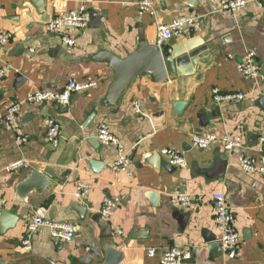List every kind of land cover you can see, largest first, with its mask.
<instances>
[{"label":"crops","instance_id":"1","mask_svg":"<svg viewBox=\"0 0 264 264\" xmlns=\"http://www.w3.org/2000/svg\"><path fill=\"white\" fill-rule=\"evenodd\" d=\"M140 1L0 0V36L11 35L0 45V68L7 67L0 77V264H105L111 250L120 253L116 264H158L168 247L189 251L184 264H264V175L237 165L241 155H264L258 141L264 128V78L256 83L238 70L252 52L264 75V0L249 1L233 15L219 12L218 0H151L153 13L139 14ZM81 4L92 20L73 33L74 46L44 29V21ZM189 14L192 29L175 39L192 47L174 72L166 71L160 82L124 71L143 47L156 46L158 25ZM164 45L171 50L167 41ZM69 79L97 85L73 94L65 106L22 103L17 128L4 124L10 104L33 91H60ZM212 88L245 97L216 104ZM177 102L183 103L178 109ZM48 117L60 125L57 146L45 139ZM101 124L123 146L130 176L112 169L119 153L98 141ZM197 132L237 136L241 144L226 151L216 141L197 149L191 144ZM162 149L182 154L186 164L170 165ZM16 160L26 165L6 171ZM80 182L89 192L78 199ZM212 191L224 193L240 235L232 259L216 242ZM176 192L199 198L177 210L170 203ZM107 196L119 203L104 218L99 211ZM41 207L50 219L71 222L77 231L71 240L60 241L40 227L30 249H24L27 223ZM210 235L215 240L205 241Z\"/></svg>","mask_w":264,"mask_h":264},{"label":"built area","instance_id":"2","mask_svg":"<svg viewBox=\"0 0 264 264\" xmlns=\"http://www.w3.org/2000/svg\"><path fill=\"white\" fill-rule=\"evenodd\" d=\"M249 1L254 0H218V11L233 15L244 9ZM138 13L152 11L151 0H142L138 4ZM91 12L87 9L85 4L62 12L51 19L43 22V27L47 32L55 33L60 36L62 41L68 46L75 45L73 33L84 29L88 26L91 18ZM194 23L193 15H179L167 24H161L157 27L155 45H163L171 37H180L185 33L190 32ZM11 35L4 34L0 36V45L10 39ZM6 66L0 68V77L4 76ZM238 70L244 78L252 79L256 83L263 80L264 75L261 73L258 64L255 61L254 54L247 52L242 61L238 65ZM97 85L95 80L76 81L69 79L65 87L60 91L54 90H38L27 94L23 101H16L10 104L4 116V124L8 127L17 128V115L20 111L22 103H30L39 105L46 101H53L57 105L65 106L69 103L70 97L75 93L85 92ZM212 100L216 104L229 103L232 101L241 100L245 97L242 92L237 93H223L217 88L211 89ZM133 109L139 112L140 105L138 102H133ZM60 125L52 118L45 119V139L52 145L57 146L60 140ZM98 141L104 146H115L118 150L119 156L112 164V169L115 173H124L126 176L131 175L129 170V157L124 153L123 146L119 139L109 129L106 124H101L96 131ZM18 140L23 141V136H18ZM219 141L222 148L226 151L232 150L241 144L240 137H233L225 134L218 137L213 132L193 133L191 135V144L197 149L208 148L212 143ZM258 141L264 145V128L258 136ZM161 153L168 159L170 165L174 167H183L186 161L182 154L172 149H162ZM26 162L24 160H16L6 166V171L12 173L24 167ZM238 167L248 173H258L264 175V155L259 158H252L241 155L237 161ZM89 192V187L85 182H80L76 185L74 196L81 199ZM199 196L195 193L176 192L170 197L171 205L177 210H186L190 208ZM213 220L215 229L217 231L216 242L224 252L225 257L234 258L238 255L240 248V235L235 230L233 222L234 215L228 208L226 197L222 191H212L209 193ZM119 203V198L115 196H107L103 199L100 208V215L107 218L112 215L114 209ZM40 227H47L50 230L51 236L60 241L71 240L77 227L68 221H57L50 219L44 208H38L26 226V231L21 240V245L24 249H30L31 238L34 232ZM121 232L120 230H118ZM148 255L153 256V249L148 250ZM189 257V251L179 247H168L159 254L158 264H184V261Z\"/></svg>","mask_w":264,"mask_h":264},{"label":"water","instance_id":"3","mask_svg":"<svg viewBox=\"0 0 264 264\" xmlns=\"http://www.w3.org/2000/svg\"><path fill=\"white\" fill-rule=\"evenodd\" d=\"M92 20V14L90 21ZM167 45L171 48L167 51L165 45L151 46L146 45L138 51V53L130 59L125 66V72L130 75L140 72L143 76L148 77L152 75L155 79L162 80L166 77V71L172 73L176 70L175 64H179L183 59L189 58L187 51L192 47L191 42L177 43L175 37H171L167 40ZM72 96L70 97V99ZM183 105L182 102L176 103V108H180ZM223 164L221 165V169ZM215 240V236H205V241L211 242ZM120 258V253L117 250H111L107 254L105 264H116Z\"/></svg>","mask_w":264,"mask_h":264}]
</instances>
